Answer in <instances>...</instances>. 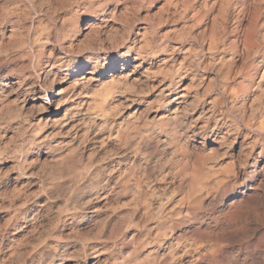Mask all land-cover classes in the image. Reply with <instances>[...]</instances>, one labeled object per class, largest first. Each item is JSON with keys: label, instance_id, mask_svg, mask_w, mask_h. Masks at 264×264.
<instances>
[{"label": "rangeland", "instance_id": "1", "mask_svg": "<svg viewBox=\"0 0 264 264\" xmlns=\"http://www.w3.org/2000/svg\"><path fill=\"white\" fill-rule=\"evenodd\" d=\"M223 1L0 0V264H200L263 208L264 0Z\"/></svg>", "mask_w": 264, "mask_h": 264}, {"label": "bare ground", "instance_id": "2", "mask_svg": "<svg viewBox=\"0 0 264 264\" xmlns=\"http://www.w3.org/2000/svg\"><path fill=\"white\" fill-rule=\"evenodd\" d=\"M228 1L227 0L225 2L223 1V3H226ZM230 4L231 3L227 4L226 6H228V5L230 6ZM255 21H257V19ZM252 22H253V20H252ZM254 24H253V26H254ZM250 25H252V23ZM250 25H249V27H250ZM254 28H255V26H254ZM249 30L252 31L253 30L252 27ZM253 31L255 32L256 30L254 29ZM249 33H251V32L249 31ZM247 34H248V32H247ZM238 43H239V41H238ZM227 133L228 132H226V134ZM253 143H255V142H253ZM255 157L256 158L254 159L253 174L254 173L256 174V173H259V172H263L264 173V145L259 150V152L255 154ZM197 178H198V176H197ZM233 185H234V183L232 185L231 184H227V182L224 183L222 195L225 196V194H228L229 192H232L233 189H234L232 187ZM189 186H190V189L192 190V193H194V190L196 188H198L200 190V193H201V185L196 181L195 177H192L191 178V181H190ZM218 187H219V185H218ZM204 193H205V191H204ZM207 194H209V193L207 192ZM195 196L196 195H194V197ZM254 197H255V199H258V202H259V194H256ZM244 198L245 197H238V198H235V199L232 198V200L229 201L228 204H227V206H226V208H227L226 210L227 211L225 213H222L221 219H219V218L217 219V217H216L215 223H216V225L219 224V233L215 236V239H214L215 242H214L213 247H211L210 252L204 251V250H203V252H200L199 250H201V249L198 250L199 247L197 248V245L195 243H192V244H189L188 245L189 248H187V250H189V251L187 252V250H186L187 254H185V253L184 254L185 255H188L189 254L188 256L190 257L191 262H193V261L195 263L196 262H199L200 264L203 263V262L205 264H264V206H263V208L262 207L259 208V206H261V205L258 206L257 204H260L261 202L260 203H258V202L256 203L255 202L256 204H254L253 201H250V200L244 199ZM262 205H264V204H262ZM250 220L252 221V224H251V221ZM213 224H214V222H213ZM211 232H213V231H211ZM225 236H229V240L231 239V237H234L235 236L234 239H235V242L236 243L235 242L234 243L237 246V252L232 251V250H226L227 248L223 247L222 243L225 242V241H223V240H225ZM211 242H209V243H211ZM203 243H205V242H203ZM168 245H170V244H168ZM172 245H173V243H172ZM208 248L209 247H207V249ZM184 250H185V248H184ZM180 252H181V249H180ZM180 255H182V253L179 254V256ZM161 256H163V255H161ZM164 256H166V254ZM170 256H172V252H170ZM175 258H177V256H175ZM181 258H182V256H181Z\"/></svg>", "mask_w": 264, "mask_h": 264}]
</instances>
